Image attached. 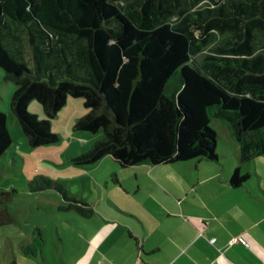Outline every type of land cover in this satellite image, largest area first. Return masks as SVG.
Listing matches in <instances>:
<instances>
[{
  "label": "trees",
  "instance_id": "trees-1",
  "mask_svg": "<svg viewBox=\"0 0 264 264\" xmlns=\"http://www.w3.org/2000/svg\"><path fill=\"white\" fill-rule=\"evenodd\" d=\"M16 43L25 48L13 52ZM0 68L17 86L11 108L32 148L57 143L51 122L83 99L89 113L75 130L104 137L78 166L107 155L122 168L217 162L214 120L242 160L264 156V0H0ZM33 100L43 120L28 111ZM12 144L0 110V159ZM249 178L236 169L230 183ZM10 199L0 192V225ZM36 237L26 255L42 250Z\"/></svg>",
  "mask_w": 264,
  "mask_h": 264
},
{
  "label": "crops",
  "instance_id": "crops-1",
  "mask_svg": "<svg viewBox=\"0 0 264 264\" xmlns=\"http://www.w3.org/2000/svg\"><path fill=\"white\" fill-rule=\"evenodd\" d=\"M218 126L217 162L164 170L144 162L123 203L90 207L73 236L82 264H264V156L242 160L227 125ZM236 169L250 175L239 188L230 183Z\"/></svg>",
  "mask_w": 264,
  "mask_h": 264
},
{
  "label": "rangeland",
  "instance_id": "rangeland-1",
  "mask_svg": "<svg viewBox=\"0 0 264 264\" xmlns=\"http://www.w3.org/2000/svg\"><path fill=\"white\" fill-rule=\"evenodd\" d=\"M13 28H9L7 35L9 44H13ZM22 47L16 43L12 51H20ZM30 58V52H26L21 59L33 71ZM16 88L0 68V110L7 115L13 138L12 146L0 159V192L11 194V199L4 205L9 211V219L0 225V263L82 264L81 253L75 255L80 251L77 245L81 241L73 236L83 230L80 222L89 212L86 206L72 199L87 203L95 212L113 210L112 204L124 202V189L134 185L137 177L145 174L141 168L149 164L122 168L110 155L92 165L73 164L75 157L104 137L103 131L94 134L75 130L78 120L89 113L82 98H69L51 122L52 131L60 138L57 143L30 147L11 108ZM28 111L39 120L45 118L37 100L30 102ZM214 121L217 122L211 126L222 135L218 125L224 124L220 120ZM186 163L189 162L178 164ZM157 167L164 170L168 165ZM250 180L258 181L255 176ZM38 233L42 234L45 252L26 255L22 247L33 244Z\"/></svg>",
  "mask_w": 264,
  "mask_h": 264
},
{
  "label": "built area",
  "instance_id": "built-area-1",
  "mask_svg": "<svg viewBox=\"0 0 264 264\" xmlns=\"http://www.w3.org/2000/svg\"><path fill=\"white\" fill-rule=\"evenodd\" d=\"M212 242H215V239L212 240ZM233 242H242L244 243V240L242 238L235 239Z\"/></svg>",
  "mask_w": 264,
  "mask_h": 264
}]
</instances>
